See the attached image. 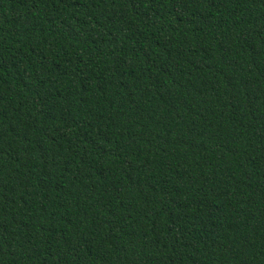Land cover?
<instances>
[{
  "label": "trees",
  "instance_id": "16d2710c",
  "mask_svg": "<svg viewBox=\"0 0 264 264\" xmlns=\"http://www.w3.org/2000/svg\"><path fill=\"white\" fill-rule=\"evenodd\" d=\"M0 264H264V0H0Z\"/></svg>",
  "mask_w": 264,
  "mask_h": 264
}]
</instances>
